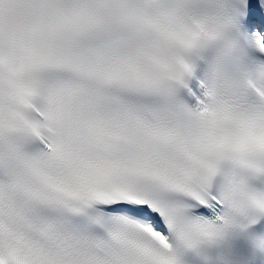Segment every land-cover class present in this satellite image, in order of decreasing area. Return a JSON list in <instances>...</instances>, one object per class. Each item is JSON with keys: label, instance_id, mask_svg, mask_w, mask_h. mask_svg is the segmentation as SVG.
Returning a JSON list of instances; mask_svg holds the SVG:
<instances>
[{"label": "snow or ice", "instance_id": "obj_1", "mask_svg": "<svg viewBox=\"0 0 264 264\" xmlns=\"http://www.w3.org/2000/svg\"><path fill=\"white\" fill-rule=\"evenodd\" d=\"M0 264H264V0H0Z\"/></svg>", "mask_w": 264, "mask_h": 264}]
</instances>
